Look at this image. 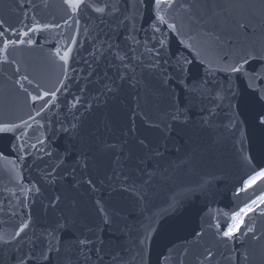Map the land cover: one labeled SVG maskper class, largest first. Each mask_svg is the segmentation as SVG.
<instances>
[{"label":"water","instance_id":"water-1","mask_svg":"<svg viewBox=\"0 0 264 264\" xmlns=\"http://www.w3.org/2000/svg\"><path fill=\"white\" fill-rule=\"evenodd\" d=\"M111 2L119 11L101 17L84 7L72 13L64 0H0L3 27L26 41L9 46L7 63L0 51V121L32 125L23 129L24 137L20 131L0 133V152L7 157H0V236L9 241L0 242V264H18V257L34 250V236L53 230L50 259L39 258L44 242L37 240V260L29 264H67L70 258L85 264L75 248L83 237L94 241L88 264H113L116 252L124 264H264V204L257 200L259 207L253 205L233 238L222 236L232 215L264 193L262 179L236 195L264 169V126L256 121L264 100L245 77L207 71L249 53L257 59L246 69L258 68L264 0H178L191 9L170 13L180 34L162 29L163 35L152 31L150 0ZM29 28L40 30L23 36ZM73 37L65 63L56 53L62 55ZM165 37L160 66L152 68L154 51L147 49ZM110 44L113 51L119 46L143 54L132 61L130 79L118 78ZM178 58L189 61L183 73ZM206 79L222 99H208L201 87ZM58 88L50 99L54 106L37 116L43 101L33 104L30 95ZM74 97L80 103L72 107ZM29 218L31 227L13 239ZM207 251L211 260L204 259Z\"/></svg>","mask_w":264,"mask_h":264},{"label":"snow or ice","instance_id":"snow-or-ice-1","mask_svg":"<svg viewBox=\"0 0 264 264\" xmlns=\"http://www.w3.org/2000/svg\"><path fill=\"white\" fill-rule=\"evenodd\" d=\"M64 3L68 10L72 13H76L79 11L81 7L91 9L94 13L98 14L99 16L103 17L108 12H115L119 11L118 6H114L111 0H64ZM140 3L143 4L144 0H140ZM152 12H153V20L151 23V28L154 34L156 33H162V29L166 30L169 33H176L180 34V24L178 23L176 17L174 15H170V13L175 12L178 8L182 9L184 11H190L191 5L189 4L187 7L184 4H181L178 2V0H150ZM58 27V25L56 26ZM242 27H244L242 25ZM40 30L39 28H29L28 31L23 32V36H28L29 32H36ZM6 32H11L12 35L17 36V40L13 41L9 38L8 35H6ZM21 33L16 32L13 29H5L3 27V21H0V40H2V45H0V51H3L5 54V60L4 63H7V52L10 45H19L24 44L26 41L24 39L20 38ZM155 38V36H154ZM131 40L135 42L136 44H139V41L136 40L134 36L131 37ZM28 44L34 43L31 39L27 40ZM76 39L73 37L71 43L65 48L63 51V54L58 51L56 53L59 58L67 63L70 54L72 52V46L75 45ZM158 45V47H157ZM167 46V38L163 39H157L156 44L153 45L152 49H147L150 53L154 51V55L152 58V62L150 64V67L152 68H159L160 66V57H161V50L166 48ZM108 50L112 52L113 61H118L117 65V71H118V78L123 81L126 78H131L128 76V72L133 68L132 61L133 60H140L141 56L143 54H140V56L135 55V49L129 48L127 51H124L123 49H120L119 46H117V49L113 51V46L110 44L108 45ZM129 53H133L132 55H129ZM103 55V53L101 54ZM227 59V58H226ZM252 59H257L256 56H254L252 53H249L247 56L242 57L240 60L234 61L231 64H228L224 68H208V74L211 76L215 71H224L226 73L230 74H236L239 76L245 77L248 81H250L249 87L252 88L253 94H255L259 99L264 100V56L259 57V59L262 61V63L258 66V68L253 69L251 72H249L246 69V65L250 63ZM167 63V61H165ZM184 63H189L186 59H184L183 63L181 62V59H177L176 61V68L179 69L180 73H183L186 71L184 68ZM123 69V71H121ZM18 71V69H17ZM106 75V74H105ZM24 80H28V77L25 76ZM31 83V81H29ZM39 87V86H37ZM66 87L63 83L61 84V88ZM201 87L208 92V99L211 101H215L218 97V94L214 96L212 94V90L216 87V85L213 83L211 79H206L202 82ZM21 88L23 89V85H21ZM104 88L111 92L114 89L108 85L105 84ZM25 92H27V89H23ZM60 91V88L56 89L55 91H43L42 93L40 91H37L35 95H30V100L35 104L38 101H43L41 104L39 110L37 111L36 115L40 116L45 111H47L50 107L54 106V101L50 102V99L57 96V92ZM80 103V100L78 97L73 98L72 107H75L77 104ZM214 112L212 109H209V115H213ZM179 113L177 115L173 116V119H179ZM30 120H35V117L30 116ZM256 121L260 126H264V112H259L256 115ZM32 125H29L28 121H21L20 124H16L13 122H6V121H0V133H15L17 131L21 132V136H27V133L23 131L25 128H31ZM37 127H42V125H37ZM21 137H17L16 139L19 140ZM27 143V141H25ZM38 144H44L43 140H39L37 138ZM143 144V141H141ZM32 147H35V145H31ZM13 150L15 151L17 149V145H13ZM20 148H23L24 145L20 144ZM45 155H49L50 153L45 152ZM155 156H162V153L158 150L155 151ZM0 157H4L7 159V157L4 156L3 152H0ZM20 157H17L19 159ZM143 162V161H141ZM143 171V170H141ZM264 179V169H261L259 172L251 175L246 181L243 182V186L237 190L236 195L239 196L241 192H247L249 188H252L258 180ZM123 180L129 181L131 180V177L128 175L123 176ZM89 184L92 183L91 180L88 181ZM135 186V181H133L132 185L130 187ZM137 191H139L137 189ZM141 198H143L146 193H141ZM57 200L59 197L56 198ZM257 200L260 202V204H264V193H261L258 195V197L254 200H251L250 202L246 203L243 207L239 209V211L235 212L231 217V222L228 224L227 229L222 232V236L225 238H233L236 233H238L241 229V225L244 223V217L249 213L254 211L253 205H257ZM3 201H0V213L4 212L3 207ZM99 203V202H97ZM259 207V205H257ZM101 212H103V208L100 209ZM10 215H15V213H10ZM3 221H0L2 223ZM104 222L109 223V218L105 214ZM31 227V220L30 218L25 220L22 224H20L13 236V239L20 238L23 233L27 229ZM55 230H53L54 232ZM53 232H46L45 234H42L41 237H33V248L34 250L24 254L20 257H18V264H29L30 261L34 262L37 260L36 255V244L35 241L37 240H43L44 247L39 249V258L43 259L45 261L50 259L49 253L51 252V241L48 239V237L55 238L53 235ZM247 232L251 233L253 232V229L251 227L247 228ZM147 239V237H145ZM0 242L8 243L9 241H6L3 239L2 236H0ZM144 243L143 240L139 241V245L142 246ZM94 241L88 237L78 238L75 242V248L78 253V256H82L84 258L85 264H88V262L91 260L90 252L92 249L89 247L90 245H93ZM72 247L71 245L69 246ZM56 251L59 252L60 249L56 248ZM97 251V259L103 260V256L99 255V249H96ZM213 258V253L211 251H207L205 254L204 259L205 260H211ZM111 260L113 261V264H124V259L121 257L119 252L111 254ZM67 264H72L71 258L68 260ZM77 264H79V261L77 260ZM182 264V261L180 262Z\"/></svg>","mask_w":264,"mask_h":264}]
</instances>
